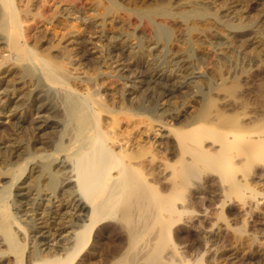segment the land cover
<instances>
[{
	"label": "bare ground",
	"instance_id": "bare-ground-1",
	"mask_svg": "<svg viewBox=\"0 0 264 264\" xmlns=\"http://www.w3.org/2000/svg\"><path fill=\"white\" fill-rule=\"evenodd\" d=\"M41 1L48 4L43 9L44 16H48L55 0ZM214 3L215 0H186L184 5L189 10L183 17L191 21L192 30L201 33L207 34L213 27L218 31L226 29L229 39L240 33L241 37L250 35L247 41L237 43L239 55L232 45L216 51L217 71L206 77L204 88L193 72L196 65L202 68L206 64L207 56L192 46L183 57L168 54L164 67L142 59L139 71L134 68L140 58L137 47H130L127 61L133 62L115 65L119 77L127 79L117 106L91 85L98 76L94 69L82 77L68 63L55 61L53 55L40 54L31 47L16 0H0V62L14 59L21 78L56 90L63 97L67 115L60 130V123L41 119L51 104H42L38 112L37 129L59 134L50 140L51 153L38 155L36 150L29 151L21 161L20 146L0 142V264H83L104 247L102 242L112 238L119 240V245L113 246L110 264H206L207 257L218 253L211 239L227 231L234 234L237 242L230 256L237 258L241 245L247 249L258 247L259 239L247 230V225L257 215L264 217V23L260 17L250 16L240 0L222 3L228 10H235L237 22L221 20L208 8ZM211 16L217 26L206 22ZM199 21L206 24L199 26ZM165 27L156 29V40L170 37L171 31ZM139 48L142 57H151V48ZM96 50L86 47L84 59L92 60L88 55L97 54ZM239 57L254 61L256 67L245 64L239 73H232L231 66ZM110 63L104 64L106 68ZM125 71L131 76L127 77ZM146 77L153 84L161 82L151 94L138 96L139 86L131 82L146 83ZM7 87L0 85V116L4 119L0 123L10 121L21 97L26 100L33 94L30 86L22 88L20 96L15 95L18 88L9 94ZM126 91L129 99L124 98ZM180 93L187 94L182 103L172 100L171 107L165 109V99L177 98ZM153 104L161 109H155ZM208 186L221 199L219 207L215 206L219 213L212 221L206 208L191 210L196 199L202 197L200 191ZM16 188L18 193H14ZM64 199L70 201L66 208L69 218L62 221L65 229L53 230V240L38 239V232L27 226L33 221L31 213L41 215L46 223L51 212H62L48 207L55 206L54 200ZM227 207L235 209L234 221L224 213ZM237 220L242 224L235 225ZM179 223L196 232L205 245V254L191 259L182 253L176 241L181 237L174 235ZM58 237L63 239L58 241Z\"/></svg>",
	"mask_w": 264,
	"mask_h": 264
},
{
	"label": "rangeland",
	"instance_id": "rangeland-1",
	"mask_svg": "<svg viewBox=\"0 0 264 264\" xmlns=\"http://www.w3.org/2000/svg\"><path fill=\"white\" fill-rule=\"evenodd\" d=\"M185 1L186 0H55L54 3L52 1V3L50 4V6L51 5L52 6H51V10L47 14L48 16L46 15L44 16L43 13L44 12L43 9L44 8L46 9L47 8L46 6H48V4L46 5L41 0H16V3L18 7H20L21 9L22 19L25 21L24 25L26 26V28L29 31L28 33L30 34V37L28 36L29 38H27L28 44H30L31 47L33 46V48L36 51L39 50L38 52L40 54L48 55L49 57L53 55L51 58L54 59L55 61H59L65 64L68 63L67 66L69 68L73 69L74 67L75 69H78L77 71L80 74L82 73V77H85L84 76L85 73L87 74L88 72H92L94 69L95 74H98L97 81L101 82V84L104 85V87L100 83L99 84L101 86L100 85H99L100 87L97 86L96 85L97 81L94 80L92 81L93 83H91V85L93 86L94 89L97 88L99 91H101L102 93L101 92L100 93L103 94L105 99H108L109 97V100L111 99V102H113L114 100L115 105L118 106L119 100H121V98L123 97L122 91L124 90V86H125L124 83L125 80L127 81V79L119 77L120 72L119 70L117 71L115 65L121 62L122 64L123 63L126 64L129 61L133 62L130 59L129 61H127V59L130 58V54H128L130 47L132 48L137 47L135 48V50H137V55H139L140 58L139 61L136 60L137 64L136 66L134 65L135 67L134 66L133 67L136 69V71H139L141 67L139 66L138 68L139 62H142L144 60L147 61L148 59L150 63L154 61L157 62L158 65H160V67L161 66L164 67L163 65H166L165 63H167L168 54L171 53L170 54L171 56L175 54L174 56H176L177 58L179 56L183 57L186 54V50L189 48V46H192L194 50H196L201 54L203 53L204 55L207 56L206 64H203L202 68L196 65V69L193 72V75H195L196 80L198 81L200 80L198 84L202 85L205 88L203 82L204 80H206V77H208L210 74H216L217 70H215V68L217 69V65H216L217 58L219 57L217 52L219 53L220 52L219 50L226 48L229 45L230 46L232 45L235 52L236 53L238 52L237 54L239 55L240 47H236L237 43H242V41H247L251 37L250 35L241 37L240 35L242 33H240L239 36L235 37V39H232L231 37L229 39V36L227 37L226 29H223V31L222 29L218 31V29H215L213 27H212L213 30L208 31L207 34L204 32L201 33V31L192 30L190 28L192 24L190 23L191 21L186 20L185 17H183L185 15L184 13L189 10V7L184 5ZM240 1L243 3L244 5L243 7L245 8V10H247L248 12L250 11L249 12L250 16L260 17L261 21H263L264 23V0H240ZM223 2L224 0H215V3L208 6V8L209 9L211 8L210 10L213 13L217 14V16L222 18L221 20L237 22L235 10L234 11L233 9L228 10L224 6V4H222ZM147 10L152 11L153 13L148 14ZM226 10L228 13L226 12ZM232 12H234V14ZM165 13L168 14L169 17ZM213 18L211 16L209 19L206 20V22H210L208 24H211L213 22L212 25L213 24L216 25L217 23H215L216 21L213 20ZM150 21H152V25L150 24ZM206 22L203 23L202 21H199L198 25L203 26L206 24ZM159 26L160 27L166 26L165 28L170 29L171 35L169 38H167L168 40L166 38L156 40V35H155L156 29ZM168 26L170 28H168ZM241 30L242 29H240V32ZM90 42L93 43L91 44ZM139 45H141V47L143 48H147V49L151 48L152 49L151 57L148 58L142 57L141 56L142 48L140 49ZM86 47L87 50L88 48L96 47L97 49L96 51H98L97 54L99 55L98 59L100 58L102 61L100 59L99 60L96 58L94 59L95 57L94 55L97 54L88 55L89 57L92 56L91 57L92 60L87 59L90 60L91 62L85 60L84 58L87 57L85 56L83 57L82 53L86 52ZM240 57L237 59L238 62L236 60L233 66H231L232 73L235 74L239 73L240 72L239 70L245 64L248 65L249 67H254V68L256 67L257 64L254 63V61H249L247 59L244 61ZM102 58L104 59V61ZM106 61L107 62L109 61L108 63L111 62L110 63L111 65H109V69L106 68L107 66L106 64L108 63H104ZM15 62L16 61H14V59L8 62L7 61L0 62V66H1L0 85L1 86L4 85L6 87L8 86L7 88L9 94L13 93L11 91L13 88L16 91H17L16 88H18L19 92L17 91L15 94L18 96H20L19 93L21 92V90H23L25 87L28 88L30 86L31 87L30 89L33 90L32 91L33 94L31 95L30 99L26 98L27 101L25 100V97L24 98L21 97V99L18 100V104H17L18 109L15 110L13 109L14 112H13V116L11 115L9 118L10 121L8 123H0V142L6 143L9 141L8 143L14 142L16 145L20 146L21 147L20 149L23 152L20 150L19 151L20 153L18 154L22 156L21 161H23L25 158L29 156V154H27L29 151L36 150L38 155L51 153L53 150L52 149L53 146L51 142L53 140L52 138L53 137L55 138V136L59 135L58 133L55 134V132H51L50 129H46L48 132L46 130L44 131L37 129L38 127V124L36 123L38 120L37 116H38V112H40L42 109L41 107H43L44 105L50 107L52 105L51 106L52 108L50 107V110L48 108L45 111L46 113L42 112L43 114H45V116L42 117L41 119L44 120L46 119V121H49L50 123L56 121V123L58 122V125L60 123L61 124L60 126L61 129L59 128L60 130H62L63 125L66 124L67 115L63 111L65 108L63 103L64 101L62 99L63 97L60 96V94L52 88L47 89L42 87V85H38L37 83L36 84L29 83L28 78L26 79L21 78L19 74L20 67ZM228 70L227 67L224 66V71L227 72ZM124 73L125 75L127 74L126 75L127 77L131 76V73L128 71H125ZM23 81L24 82L27 81L25 85L21 83ZM150 81L151 80L148 77H146L145 78L146 83L131 82L133 86L140 87V88L138 87V89L134 87L136 89V95L147 96L148 94H151L154 91L153 90L154 87H155L154 89L156 90V87L161 82V79L157 81L158 85H156L157 83L154 82L153 84V82ZM32 84L34 85V87ZM139 89H141V92ZM130 91L132 92L133 90ZM193 95H195L194 92ZM185 96H187L186 93H180L179 97L177 98L176 97L168 98V99L166 98L165 100L166 101L168 100V103L165 102V109L166 107L169 109L172 105V102L175 100L177 104L180 105V100L182 103L183 101L182 99H184ZM130 97L131 96L128 95L126 91V95L124 93V98L129 99ZM158 105L160 106V102ZM158 105L153 104V107H155V109H161V107H159ZM1 121H4V119L0 116V122ZM5 121L7 120L5 119ZM45 132L47 133L45 134ZM67 173L68 172H66V174ZM8 181L9 180L7 177L5 185H8L10 183ZM68 182L69 180L64 181L62 185L65 186ZM17 189L18 188L14 190V193H18ZM32 189L34 190V187H32ZM202 191H200L201 194L199 193L200 197L201 196L202 197L196 199L197 203L194 202V205L192 206L191 210L196 212V211L205 210L206 208V210H208L210 215L212 216L211 217V221H212L215 217H217L219 213L218 211L219 208L216 207H219L221 199L219 198L218 195H216L213 192L214 189L210 186L205 187L204 189H202ZM29 198L27 199L29 200L28 202L30 203L32 202L30 201L32 200V198L30 199ZM24 199L26 198H23L22 200L27 201V199L26 200ZM54 201H55L54 203L55 206L52 207L50 206L48 208H51L53 212L56 210V208L57 211L62 210V212L60 213L62 215L57 214V212L56 214H51L52 213L51 212L49 215L46 216L47 221L45 223L41 215L38 216L35 215L36 218H34L35 216H33V214L31 213L32 215L31 219H33V221H31L30 225L28 224L27 226L29 227V230H33V231L36 230L38 232L37 233L38 239L50 238L51 240H53L52 237H50L53 230L65 229V226L62 223L66 222L67 219L69 218L70 212L67 213L66 208L68 207L70 201H68L67 199H64L62 201L59 200H54ZM224 210H225L224 213L228 217L229 221H231L232 219L234 221L235 209L233 207L232 208L227 207ZM232 212L234 214H232ZM76 215L75 217L77 216L79 217V214L77 216ZM58 218L59 220H57ZM263 218H264L263 215H257L254 218V222H252L251 225L250 224L247 225V230L253 233L259 239L257 243L258 244L257 246L259 248L257 247L253 249L250 248L247 249L248 247L246 245H241L239 251H237V258L230 256V254L233 253V250L236 251L235 247L237 242L235 240L234 234L231 231L230 232L227 231L226 233H223L220 237H218L219 239L213 238L214 241L211 239L212 242L211 241L210 242L213 245L214 249L216 245V249L218 250L216 249L215 250L218 253L217 255H214V257H207L205 263L207 261L206 264H210V263L215 264L217 262L218 264H264V256L261 255V253L263 254L264 252V227L261 228L262 223L264 222ZM241 224L242 221L240 220H237L235 223V225H241ZM177 226L175 227L176 229L174 231V235L175 238L178 236L181 237V239H179L180 241L178 239H176V241L179 243L180 245L179 247L182 248L181 250L182 253H184V255H186L188 258L189 257L191 258L192 256L191 259H194V257L196 258L198 256H202L203 254H205V247H204L205 245H203L204 243L199 240L196 232L189 229L187 230L186 226L184 227V224L182 223L181 224L179 223ZM63 233L65 234V232ZM62 239L63 238L58 237V241ZM117 241L119 240L116 239L115 241L112 238V240L107 239L106 240L107 243H105V241L102 242V244H104L103 245L104 247H102L101 250L96 252L97 255L95 254L90 256L87 262L85 261L83 264H110L109 262H111L110 259L112 258V257L110 258V256H112L110 254H112V250L114 249L113 246L116 247L119 245V242ZM112 242H114L116 245L115 244L113 245ZM52 243H54L57 246L56 241H53ZM62 243L65 242L62 241ZM108 245L111 246L112 248L108 247ZM249 254L253 256L250 258L248 256ZM210 258L211 259L213 258V260L211 261Z\"/></svg>",
	"mask_w": 264,
	"mask_h": 264
}]
</instances>
